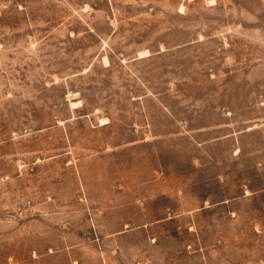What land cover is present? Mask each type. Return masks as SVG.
Returning a JSON list of instances; mask_svg holds the SVG:
<instances>
[{
  "label": "rangeland",
  "instance_id": "374dc122",
  "mask_svg": "<svg viewBox=\"0 0 264 264\" xmlns=\"http://www.w3.org/2000/svg\"><path fill=\"white\" fill-rule=\"evenodd\" d=\"M0 264H264V0H0Z\"/></svg>",
  "mask_w": 264,
  "mask_h": 264
},
{
  "label": "bare ground",
  "instance_id": "6f19581e",
  "mask_svg": "<svg viewBox=\"0 0 264 264\" xmlns=\"http://www.w3.org/2000/svg\"><path fill=\"white\" fill-rule=\"evenodd\" d=\"M211 2H212V1H211ZM146 53H147V56H149V55H148V54H149V52H145V54H146ZM145 54H144V55H145ZM142 55H143V54H141V56H142ZM139 57H140V56H139ZM145 57H146V56H145ZM75 105H76V104H75ZM74 108H75V107H74Z\"/></svg>",
  "mask_w": 264,
  "mask_h": 264
}]
</instances>
